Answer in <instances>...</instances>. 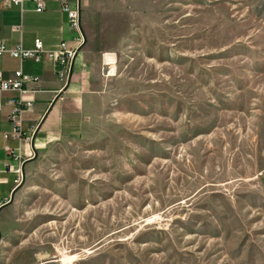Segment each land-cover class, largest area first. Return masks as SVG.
Wrapping results in <instances>:
<instances>
[{"label":"rangeland","instance_id":"374dc122","mask_svg":"<svg viewBox=\"0 0 264 264\" xmlns=\"http://www.w3.org/2000/svg\"><path fill=\"white\" fill-rule=\"evenodd\" d=\"M76 1L100 91L19 172L18 263L264 264V0Z\"/></svg>","mask_w":264,"mask_h":264},{"label":"crops","instance_id":"0c3cea01","mask_svg":"<svg viewBox=\"0 0 264 264\" xmlns=\"http://www.w3.org/2000/svg\"><path fill=\"white\" fill-rule=\"evenodd\" d=\"M71 9L77 8L76 0H64ZM20 30L16 31L15 28ZM78 34L71 30L68 17L62 12L59 0H47V10L38 14L30 0L23 11L9 0H0V41L9 47L22 44L25 50H33L40 39L47 52H54L62 42L71 49L78 48L73 71L68 84L59 80L55 63L44 59L40 63L18 60L5 56L0 60V73L5 79L22 72L33 78L25 93L0 94V264H19L14 251L9 249L10 229L13 224L11 199L19 186V173L25 172L51 143L77 137L85 128L86 107L99 93L100 55L87 42L79 44ZM20 98L32 104L21 115L23 129L28 137L31 127L37 130L29 141L6 139L13 135L9 122L13 110L11 100ZM10 148L13 154L7 152Z\"/></svg>","mask_w":264,"mask_h":264},{"label":"built area","instance_id":"2783aa9c","mask_svg":"<svg viewBox=\"0 0 264 264\" xmlns=\"http://www.w3.org/2000/svg\"><path fill=\"white\" fill-rule=\"evenodd\" d=\"M62 4V12L65 13L69 20V25L72 31L78 34L76 41L81 45L84 43V38L81 33V13L79 12V4L77 2V8L71 9L69 4L64 0H59ZM11 4L16 7L21 8L23 11L26 0H9ZM34 6V12L41 14L47 10V0H30ZM16 31H19L20 28L16 27ZM78 48L71 49L68 47L66 42H62L59 45V48L54 52H47L44 49V44L40 39L35 40L33 50H25L22 44H19L15 47H9L3 41H0V60L5 56H9L12 59L18 60L21 63L32 60L36 63L42 62L44 59H51L55 63L56 74L60 81L65 84H68L72 71L74 62L77 57ZM104 60L107 62L109 58L106 56ZM34 82V79L25 75L22 70H19L14 73V76L9 79H5L0 73V94L2 93H25L26 87ZM11 106L13 110L9 117V122L13 129L12 136H6V139H18L20 141H29L32 139V136L35 134L37 128L31 127L29 132L31 136L28 137L25 130L23 129V123L21 120V115L24 111L31 109L32 104L30 102L23 101L20 98H14L11 100ZM7 152L13 154V151L10 148H6ZM20 171H18L19 173Z\"/></svg>","mask_w":264,"mask_h":264},{"label":"bare ground","instance_id":"6f19581e","mask_svg":"<svg viewBox=\"0 0 264 264\" xmlns=\"http://www.w3.org/2000/svg\"><path fill=\"white\" fill-rule=\"evenodd\" d=\"M110 59H111V58H110ZM108 61H109V60H107V62H108ZM107 62H106L107 65H112L110 62H108V63H107Z\"/></svg>","mask_w":264,"mask_h":264},{"label":"water","instance_id":"95a60500","mask_svg":"<svg viewBox=\"0 0 264 264\" xmlns=\"http://www.w3.org/2000/svg\"><path fill=\"white\" fill-rule=\"evenodd\" d=\"M79 12H81L80 6H79ZM12 199H13V197H12ZM12 199H11V200H12Z\"/></svg>","mask_w":264,"mask_h":264}]
</instances>
